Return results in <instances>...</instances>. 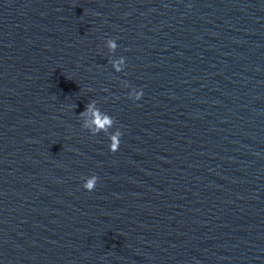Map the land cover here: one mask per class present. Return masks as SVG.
I'll list each match as a JSON object with an SVG mask.
<instances>
[{"label": "water", "instance_id": "water-1", "mask_svg": "<svg viewBox=\"0 0 264 264\" xmlns=\"http://www.w3.org/2000/svg\"><path fill=\"white\" fill-rule=\"evenodd\" d=\"M0 264H264V0H0Z\"/></svg>", "mask_w": 264, "mask_h": 264}, {"label": "clouds", "instance_id": "clouds-1", "mask_svg": "<svg viewBox=\"0 0 264 264\" xmlns=\"http://www.w3.org/2000/svg\"><path fill=\"white\" fill-rule=\"evenodd\" d=\"M106 46H107L109 52H115L116 48L118 47V45H117V41H116L115 39H113V38H109V39L106 41ZM124 62H125V61H124V58H123L122 56L119 57V58H117V59H114V60L112 61L113 68H114L116 71H121ZM132 93L134 94L135 98H137V99H138V98L140 97V95H141V92L136 91L135 89H132ZM86 111H87L89 114H91V113H93V112L96 111V109H95V105H94V102H93V104H90V105H89V108H88V110H86ZM109 119L112 120L113 123H114V119H113L112 116L109 115ZM83 126L86 127V128H89V130H90L93 134H96L95 126H94V125H92V124H90V123H85ZM111 127H112V125L106 124V125H105V129H103V130H101V131H106L107 129H109V128H111ZM107 135H108V138H109V140H110L109 150L112 151V152L117 151L118 148H119L120 137H121L122 133L120 132V133L118 134V143L115 144V145L112 143V135H113V133H107ZM97 179H98V177H97L96 175H92V176H90V177H86V178H84V180H83V187H84L86 190H89V191L93 190L94 187H95V185H96Z\"/></svg>", "mask_w": 264, "mask_h": 264}]
</instances>
